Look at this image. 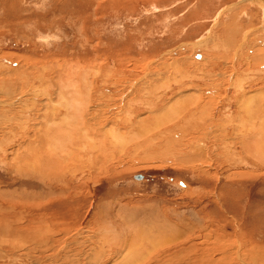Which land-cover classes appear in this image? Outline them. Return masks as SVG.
I'll use <instances>...</instances> for the list:
<instances>
[{
	"label": "rangeland",
	"instance_id": "rangeland-1",
	"mask_svg": "<svg viewBox=\"0 0 264 264\" xmlns=\"http://www.w3.org/2000/svg\"><path fill=\"white\" fill-rule=\"evenodd\" d=\"M255 1L0 0V231L30 216L66 219L58 228L71 231L56 260L31 263L14 261L25 234H0V264H155L165 248L173 256L156 264H189L177 260L198 252L192 239L205 228L264 248V162L242 150L264 147V0ZM70 79L92 101L108 96L91 103L108 118L97 135L66 117L80 94ZM73 122L79 157L62 180L46 158L56 143L70 152L52 129ZM177 227L188 232L166 242ZM136 247L145 254L134 262Z\"/></svg>",
	"mask_w": 264,
	"mask_h": 264
},
{
	"label": "bare ground",
	"instance_id": "bare-ground-1",
	"mask_svg": "<svg viewBox=\"0 0 264 264\" xmlns=\"http://www.w3.org/2000/svg\"><path fill=\"white\" fill-rule=\"evenodd\" d=\"M246 1V0H245ZM250 1H253V0H250ZM254 2L256 3V1L254 0ZM260 2V1H259ZM258 2V3H259ZM261 4V3H260ZM264 4V3H263ZM256 5V4H255ZM251 6H252V4H251ZM259 43V42H258ZM262 56H264V54L262 55ZM258 58V57H257ZM199 59H200V57H199ZM263 60H264V58H263ZM261 63V62H260ZM74 70V69H73ZM69 71V69H67L65 72H68ZM74 72H75V70H74ZM76 72H78V71H76ZM75 72V73H76ZM62 75V74H61ZM66 76H68V75H65V77ZM63 77H64V75H63ZM62 77V79L64 80L65 78H63ZM170 77V76H169ZM125 78V77H124ZM58 79H60V78H58ZM62 79H60V80H62ZM77 80L76 81H78L79 82V78H76ZM167 80V79H166ZM64 81H67V80H64ZM74 80H72V79H70L68 82H66L67 84H68V86L70 87H74V84H76V82H74V83H72ZM103 81L104 80H102L101 82L103 83ZM125 81V80H124ZM133 81V80H132ZM131 81V82H132ZM12 82V81H11ZM63 82V81H62ZM107 82V81H106ZM121 82V81H120ZM176 82V81H175ZM30 83V82H29ZM69 83H70V85H69ZM87 83V82H86ZM92 83H94V82H92ZM96 83V82H95ZM130 83V82H129ZM164 84V83H163ZM5 85V84H4ZM11 85V84H10ZM56 85V84H55ZM64 85V84H63ZM62 85V86H63ZM66 85V84H65ZM93 85V84H92ZM9 86V85H8ZM156 86V85H155ZM18 87V86H17ZM72 87V88H73ZM65 88H67V85H66V87ZM146 88V87H145ZM63 89V88H62ZM87 90H89L88 89V87L86 88ZM138 89V88H137ZM184 89V88H183ZM187 89V88H186ZM104 90H106V89H103V92H104ZM8 91V90H7ZM56 91H58V90H56ZM85 90L84 89H82V87H80L79 85H78V87L76 86V88L74 89L73 88V91H72V95H75V94H78V93H80V94H78V95H81L82 97L81 98H78V97H80V96H75L76 98H77V101L79 100V102L78 103H76V99L74 98V96H72V100L71 101H68L69 103L67 104V105H69L68 107V112H66V117H68V119L69 118H72L73 119V121H74V119H76L77 121H79L80 120V122H81V124H83L84 126H86L87 128V132H88V130H94V132H95V134L98 132V130L99 129H101V128H98V126H100V124H101V122H104V123H106V120H108V118L107 117H105L104 116V114L103 113H101V111H100V109L101 110H103L102 109V107H99V108H96L95 110L92 108L93 107V105L91 104L92 102H94V103H96L97 102V104L98 103H103V102H101V101H105L104 99H108V96H106L107 98H102V97H105L104 96V94L102 95L101 93H100V97H99V99H94V101H92V100H90L91 98H90V96H89V92L87 91V97H86V95H85V92H84ZM150 91V90H149ZM65 92H67V91H65ZM77 92V93H76ZM82 92H84V96H83V94H82ZM190 92V91H189ZM61 93V92H60ZM64 93V92H63ZM181 93V92H180ZM67 94V93H66ZM65 93H64V95H66ZM70 94H71V92H70ZM158 94V93H157ZM202 94V93H201ZM69 95V94H68ZM139 96V99H140V94H138ZM179 95V94H178ZM102 96V97H101ZM148 96V95H147ZM146 96V97H147ZM188 96V95H187ZM203 95H201V96H199L198 97V99H200V98H204V97H202ZM62 97V96H61ZM134 97H136V94H135V96ZM161 97V96H160ZM182 97V96H181ZM264 97V96H263ZM36 98V97H35ZM85 98H86V100H85ZM93 98V97H92ZM95 98H97V97H95ZM143 97L141 96V99H142ZM34 99V98H33ZM59 99V98H58ZM84 99V101H88L89 103L87 104H85V102L83 101L82 102V100ZM135 99H137L138 100V98L136 97ZM160 99V98H159ZM179 99V98H178ZM182 99V98H181ZM184 99V98H183ZM182 99V104H183V102H184V100ZM207 99V98H206ZM206 99H204V100H206ZM134 100V99H133ZM195 100V99H194ZM197 100V99H196ZM203 100V99H202ZM202 100H200L199 102H197V104L199 103L200 105L201 104H203V103H205V102H203L202 103ZM19 101V100H18ZM91 101V102H90ZM140 101V100H139ZM156 101V100H155ZM172 101V100H171ZM181 101V100H180ZM264 101V100H263ZM262 101V102H263ZM66 102V101H65ZM131 102H133L132 100H131ZM175 102H178L177 101V99H176V101ZM192 102V101H191ZM248 102H249V100H248ZM79 103H81V105L79 106L78 104ZM181 103V102H180ZM85 104V105H84ZM100 104V105H101ZM174 104H176V103H174ZM197 105V106H200V105ZM91 105H92V107H91ZM204 105V104H203ZM207 105V104H206ZM262 105V104H261ZM15 106V105H14ZM34 106V105H33ZM97 106V105H96ZM152 106V105H151ZM178 106V105H177ZM227 106V105H226ZM202 106H200V108H201ZM205 107V106H204ZM203 107V108H204ZM177 108V107H176ZM207 108V107H206ZM259 108V107H258ZM105 109V108H104ZM174 109V108H173ZM173 109H170V111L171 110H173ZM208 109V108H207ZM17 110V109H16ZM164 110H166V109H164ZM196 110H198V108L196 109ZM205 110V109H204ZM224 110V109H223ZM58 111V110H57ZM173 111H175V109L173 110ZM216 111V110H215ZM256 111V110H255ZM77 112V113H76ZM172 112V111H171ZM202 112V111H201ZM217 112V111H216ZM168 113H169V111H168ZM175 113H178V111H175L174 112V114ZM197 113V112H196ZM211 113V112H210ZM174 114L172 115V113H171V115L172 116H174ZM222 115V114H221ZM261 115V112H259V114H258V116L257 117H259ZM168 116V115H167ZM223 116V115H222ZM231 116V115H230ZM263 116H264V114H263ZM57 116H55V118H56ZM223 117H225V116H223ZM234 117H235V115H234ZM260 118V117H259ZM64 117L63 118H61V119H57V120H59L60 122H62V124H64ZM70 120V119H69ZM102 120V121H101ZM76 121V122H77ZM211 121V120H210ZM233 121V120H232ZM68 122H70V121H68ZM80 122H79V124L78 125H80ZM71 123V122H70ZM104 123H103V125H104ZM192 123V122H191ZM204 123V122H203ZM225 126V125H224ZM15 127V126H14ZM80 127V126H79ZM79 127H78V130H79ZM188 127V126H187ZM81 128H83L82 126H81ZM167 128V127H166ZM169 128V127H168ZM11 129V128H10ZM13 129V128H12ZM173 129H176V126H174L173 128H170V130H173ZM207 129V128H206ZM77 130V128L75 127V122H73L72 124H70V125H65V126H58L57 128H53L52 129V133H53V135H54V137H53V140H59V138H61V136H59L58 137V134H62V136H63V140L65 141V138H67V141H68V144H69V149H70V152L66 155H64V153H67L69 150H68V146L66 145V147L64 146V143L63 144H61V145H57V143L56 144H54L53 145V148H51L50 149V153H48V154H50L49 156H47V161H48V164L53 168L52 169V172L54 173L55 171H56V175H58V176H60V177H62V180H64V178H66V173L67 172H70V171H72L73 169H74V167H71L72 165H75L74 164V162H72V163H70L73 159H74V157H75V155H74V153H72V151H71V149H73V147L77 144V145H80V141H79V143H78V140L75 138L76 137V132L75 131H77V132H79ZM85 129L83 128V131H84ZM196 130V129H195ZM208 130V129H207ZM71 131H73L72 132V134H71ZM80 131H82V130H80ZM89 131V133H91ZM102 131V130H101ZM206 131V130H205ZM13 132H15V131H13ZM86 132V131H85ZM137 132V131H136ZM166 132H168V131H166ZM226 132V131H225ZM18 133V131H16V134ZM51 133V134H52ZM67 133V136L65 135ZM74 133H75V135H74ZM209 133V132H208ZM15 133H12V137H10L9 136V138L10 139H13V137H15V136H17ZM80 134V133H79ZM92 134H94V133H92ZM105 134V133H104ZM53 135H50V136H53ZM97 135V134H96ZM165 134H160V136L161 137H163ZM254 135V134H253ZM253 135H251V136H253ZM75 136V137H74ZM78 136V135H77ZM99 136V135H98ZM103 136H105V135H103ZM159 136V137H160ZM212 136V135H211ZM222 136V135H221ZM18 137V136H17ZM89 137V134H87V138ZM200 137V136H199ZM206 137V136H205ZM225 137V136H224ZM250 137V136H249ZM57 138V139H56ZM85 138H86V135H85ZM107 138V137H106ZM251 138L252 137H250V138H247L248 140H249V142H251L252 140H251ZM62 139V138H61ZM76 139V140H75ZM79 139V138H78ZM81 139V138H80ZM79 139V140H80ZM92 139H93V136H92ZM100 139H101V137H100ZM108 139V138H107ZM245 139H246V137H245ZM256 139V138H255ZM94 140V139H93ZM96 140V139H95ZM102 140L103 141H105L106 139L104 138H102ZM101 140V141H102ZM200 140V139H199ZM248 140L246 141V143H248ZM62 141V140H61ZM63 141V142H64ZM99 141V140H98ZM108 141H110V138H109V140ZM220 141V140H219ZM82 142V141H81ZM100 142V141H99ZM193 142V141H192ZM224 142V141H223ZM256 141H252V143H249V144H244L243 146H245V147H243V151H244V153H251V154H253V156L252 157H254V156H256V157H254V158H256L257 159V161H258V159H260V160H262L263 162H264V147H263V145H262V147L261 146H258L257 145V142L255 143ZM103 143V142H102ZM107 143L108 142H104V144L105 145H107ZM111 143V142H110ZM258 143H260L259 141H258ZM66 144V143H65ZM224 144V143H223ZM226 144V143H225ZM35 145V144H34ZM71 145H72V147H71ZM99 145H101V144H99ZM111 145H112V143H111ZM33 146V145H32ZM101 146H103V145H101ZM113 146V145H112ZM196 146V145H195ZM227 146V145H226ZM60 147H61V149H60ZM96 147V146H95ZM105 147V146H104ZM189 147V146H188ZM193 147V146H192ZM230 147H232V146H230ZM76 148V147H75ZM75 148H74V150H75ZM93 148V147H92ZM102 148V147H101ZM234 148V147H233ZM1 149V148H0ZM32 149V148H31ZM34 149H36L37 150V146H36V148H34ZM33 149V151L32 152H34L35 150ZM52 149L54 150V155H55V157L53 156V153H52ZM77 149V148H76ZM84 149V148H83ZM94 149V148H93ZM108 149V148H107ZM241 149V148H240ZM103 150V149H102ZM109 150V152H110V149H108ZM231 150V149H230ZM229 150V152H231ZM28 151V150H27ZM76 151V150H75ZM79 151V150H78ZM78 151H76V152H78ZM93 151V150H92ZM98 151V150H97ZM237 151V150H236ZM240 151V150H239ZM0 152H1V150H0ZM59 152H61V153H59ZM89 152V151H88ZM103 152V151H102ZM63 153V154H62ZM80 153V152H79ZM92 153V152H91ZM107 153H108V151H107ZM111 153H113V152H111ZM228 153V152H227ZM25 154L27 155H29V159L30 160H27L26 162H27V164H29L30 165V163H32L33 162V168H34V166H36L35 165V160L33 159V157H32V154L29 152H24V157H27V156H25ZM47 154V155H48ZM76 154V153H75ZM81 154V153H80ZM93 154H94V152H93ZM99 154H100V152H99ZM110 154V153H109ZM1 155V154H0ZM101 155H102V153H101ZM34 156V155H33ZM87 156V155H86ZM90 156V155H89ZM104 156V155H103ZM109 156V155H108ZM249 156V155H248ZM40 157V156H39ZM77 157V156H76ZM75 157V158H76ZM79 157V156H78ZM77 157V158H78ZM88 157V156H87ZM97 157V156H96ZM106 157V156H105ZM104 157V158H105ZM110 157V156H109ZM109 157H106V158H109ZM40 158H43L42 156L40 157ZM76 158V159H77ZM98 158V157H97ZM234 158V157H233ZM247 158V157H246ZM21 160V158H19V156L17 155V152H16V157H15V159L14 160ZM75 159V163H78V162H76V161H78V160H76ZM81 159V158H80ZM79 159V160H80ZM250 159V158H249ZM20 160L17 162L18 164L20 163ZM23 160V159H22ZM21 160V162L23 163L24 161H22ZM43 160V159H42ZM254 160V159H253ZM65 161L66 162H69L70 164V167L68 166V163H65ZM243 161V160H242ZM1 162V161H0ZM37 162V161H36ZM40 162V161H39ZM80 162V161H79ZM252 162V161H251ZM25 163V162H24ZM83 163V162H82ZM255 163V162H254ZM253 163V164H254ZM67 164V165H66ZM72 164V165H71ZM79 165V164H78ZM94 165V164H93ZM92 165V166H93ZM251 166H252V164H250ZM24 167L25 166H27V165H23ZM38 166V165H37ZM76 166V165H75ZM261 166V165H260ZM60 167V169H58ZM250 167V166H249ZM263 168V167H262ZM26 169H30V168H26ZM65 169H68L67 171H65ZM36 170V169H35ZM257 171V170H256ZM23 172V171H22ZM36 172V171H35ZM76 173V172H75ZM83 173V172H82ZM55 174V173H54ZM62 176H61V175ZM47 175H48V173H47ZM53 176V175H52ZM85 176V175H84ZM44 178V177H43ZM46 179H50L51 178V174H49V177H45ZM45 178H44V180H45ZM42 179V178H41ZM54 179V178H53ZM57 179V178H56ZM84 179V178H83ZM61 180V179H60ZM85 180V179H84ZM53 181V180H52ZM51 180L49 181V182H51L50 183V185L52 184V183H54V182H52ZM54 181L56 182V180L54 179ZM58 184V183H57ZM60 184V183H59ZM10 195V194H9ZM5 196H7V194L5 195ZM12 196V195H11ZM1 198H2V196H1ZM25 198V197H24ZM4 199V198H3ZM2 199V200H3ZM10 200V199H9ZM5 201V200H4ZM29 201V200H28ZM21 202V201H20ZM22 203V202H21ZM48 203V202H47ZM31 217V220L28 222V223H26V224H23L26 228H24L23 226L20 228V229H15V228H13V226H11L10 224L9 225H4L5 223H3L2 225H3V227H7V228H10V227H12V229H9V231L11 230V234L13 233L14 234V236L16 237V236H18V235H21V234H25V237H23L22 235L19 237V242H20V244H19V246L24 250V253L23 254H20V251H22V249H20V247L18 246V244L16 245V248H19L18 250H16L18 253L15 255V259L14 258H12V259H14V261L16 260V261H22V262H30L31 263V260H32V258H35L36 256H34V254H38L39 256H37V257H39V259L37 260V261H40V259H42V260H45V261H50V259L54 256V254H52V252L51 251H53V252H55V251H57L58 250V248H57V250H55V245H56V243H58V241L60 240V239H58L60 236H63L64 234H68L69 235V233L71 232H68L66 229H61V230H59V226H60V224H62L63 225V223H65V222H67V220L65 219V220H63L62 219V221L63 222H57V220H46V221H44V220H39V221H37V219L35 218V216H30ZM20 220V219H19ZM19 220H17V221H19ZM23 220H25V219H23ZM14 223V222H13ZM15 223H17L18 224V222H15ZM8 224V223H7ZM19 224H21V223H19ZM28 224H29V226H28ZM14 225V224H13ZM15 226V225H14ZM19 226V225H18ZM17 226V227H18ZM65 226V225H64ZM178 229H174V230H172V233H168L170 236L172 235V238L170 239V240H168V241H166V242H169V241H174L173 239H178V238H182L184 235H186V233L188 232V231H186V227H177ZM0 229H2V228H0ZM160 234L162 233L161 231L162 230H160L159 228H157L156 229ZM203 230V229H202ZM1 231H3V229L1 230ZM1 231H0V234L1 235H3V236H10V238H11V234H9L10 232H8V233H5V230H4V232H2L1 233ZM206 228L204 229V232L202 231L201 232V230L196 234V236H194V238L192 239V240H196L199 244H198V246H201L200 247V249L198 250V252L196 253H194V254H192V255H187L186 256V258H181V260H177L178 262H183L184 261V263H189V264H264V248H259V247H256V246H251L249 243H246V242H242L241 240H237L236 238H234L235 240H230L229 238H227V237H225V235L223 236V232L221 233V231H219L220 232V234H219V232H217V234H208V233H206ZM164 233H166V232H164ZM114 234V233H113ZM163 234V233H162ZM190 234V233H189ZM240 235V234H239ZM2 236V237H3ZM115 236V235H114ZM154 236H156V235H154ZM169 236V237H170ZM242 236H243V234H242ZM144 238V237H143ZM147 238H149V237H147ZM156 238V237H155ZM158 238V237H157ZM9 239V238H8ZM112 239V238H111ZM104 240V239H103ZM127 240V239H126ZM128 240H132V239H128ZM134 240V239H133ZM155 240V239H154ZM124 241V240H123ZM136 241V239L134 240V242ZM177 241V240H176ZM60 242V241H59ZM126 242V241H125ZM125 242H124V244H125ZM130 242V241H129ZM152 242V241H151ZM155 242V241H154ZM132 243H133V241H132ZM138 243V242H137ZM142 243H144V241H142ZM156 243V242H155ZM121 244H123V243H121ZM120 244V245H121ZM123 244V245H124ZM6 245V244H5ZM133 245V244H132ZM151 245H154V244H152L151 243ZM151 245H149V243H148V245L147 246H150V247H153V246H151ZM157 245L158 246H160V244L159 243H157ZM173 245V244H172ZM171 245V246H172ZM185 245V244H184ZM13 246V245H12ZM122 246V245H121ZM125 246H126V244H125ZM129 246V245H128ZM141 246V245H140ZM156 246V245H155ZM154 246V247H155ZM161 246H162V243H161ZM164 246H167V245H164ZM183 246V245H182ZM188 246V245H187ZM57 247H58V245H57ZM62 247V246H61ZM123 247V246H122ZM135 247V246H134ZM181 247V246H180ZM14 248V247H13ZM136 248H139V247H136ZM141 248H143L142 246H141ZM198 248V247H197ZM140 249V248H139ZM122 250V249H121ZM132 250V249H131ZM165 250H167V248H165V249H163V250H161V251H159V252H157L156 253V256L157 257H155V255H153L155 258H153V260H154V262H155V264L156 263H160V261H162V259H166V258H169L170 256H173V254H174V252H173V254L172 255H170L169 253H171V251L169 252V250L168 251H165ZM16 251H15V253H16ZM124 251H126L125 249H124ZM134 251H135V248H134ZM163 251H165V252H163ZM195 251H197V250H195ZM51 252V253H50ZM193 252V251H192ZM22 253V252H21ZM58 253V252H57ZM60 253V252H59ZM128 253V252H127ZM143 254H145L144 253V249H140V250H138V251H136L135 253H134V255H133V258H132V260L135 262V261H137V260H141V258H142V256H143ZM57 255V254H56ZM125 256H126V254H124ZM179 255V254H178ZM145 256V255H144ZM11 257V256H10ZM53 258H55V257H53ZM70 258V257H69ZM125 258V257H124ZM5 259V258H4ZM11 259V260H12ZM8 260V259H7ZM55 260H56V258H55ZM123 260V259H122ZM167 260V259H166ZM45 261H43V262H45ZM71 261V260H70ZM174 261H176V260H174ZM13 262V261H12ZM28 262V263H29ZM33 262V261H32ZM55 262V261H54ZM151 262H153L152 261V259H151ZM168 262H169V260H168ZM8 262H5L4 264H7ZM18 263V262H17ZM58 263V262H57ZM129 263V262H128ZM173 263V262H172ZM13 264V263H12ZM125 264H127V262L125 263Z\"/></svg>",
	"mask_w": 264,
	"mask_h": 264
}]
</instances>
